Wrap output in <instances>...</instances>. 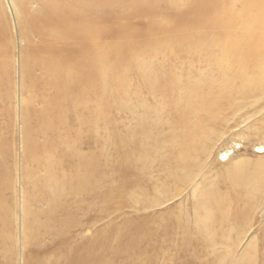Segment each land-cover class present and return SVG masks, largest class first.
<instances>
[{"label":"rangeland","instance_id":"1","mask_svg":"<svg viewBox=\"0 0 264 264\" xmlns=\"http://www.w3.org/2000/svg\"><path fill=\"white\" fill-rule=\"evenodd\" d=\"M18 4L0 0V264H264V152L255 150L264 146V91L228 108L213 105L216 116L209 117L200 110L181 112L178 94L149 86L135 66L121 84L110 77L105 96L94 89L80 105L86 107L82 115L89 114V131L75 123L68 101L64 104L58 130L72 148L89 152L93 170L81 192L56 196L52 188L49 193L35 186L47 172L30 158L25 140L26 101L31 100L27 126L32 131L42 124L41 112L50 111L43 98L51 93L41 91L43 69L35 50L42 41L39 35L28 37L22 26L26 12L37 11L40 1L28 0L26 12ZM185 4L189 10L192 0ZM183 8H163L155 18L169 17L171 25ZM141 13L128 6L109 8L100 18L109 31L122 24L140 30L136 39L143 43L139 35L149 16ZM152 46L139 57L161 83L184 85L219 74L204 55ZM98 99L106 100L99 117ZM50 136L48 131L38 137L32 155L56 157L70 177L67 161L79 160L57 156L58 146L43 153L45 141L52 145ZM227 150L230 158L223 160ZM180 157L191 162L185 165ZM206 191L222 199V217L215 213L205 219L197 208ZM52 207L60 212H50Z\"/></svg>","mask_w":264,"mask_h":264},{"label":"bare ground","instance_id":"2","mask_svg":"<svg viewBox=\"0 0 264 264\" xmlns=\"http://www.w3.org/2000/svg\"><path fill=\"white\" fill-rule=\"evenodd\" d=\"M39 1L40 7L37 11L26 12L24 7L28 0H16V3L20 4L21 12L24 11L29 14L28 18L22 20V26L27 36L39 35L42 41L40 46L35 49L36 53L39 52L38 67L43 69H41V91L47 93L50 91L51 93L43 98L50 111L45 108V112H41L42 124L39 125L37 131H32L27 126L32 110L29 108L31 100L26 101L27 108L24 115L25 140L27 152L29 151L31 155L30 158L36 162L37 167L45 168L47 172L46 176L40 180L41 183H37L35 186L47 190L49 193L52 188V192L56 196L66 194L65 190H68V194L71 191L80 190L81 192L82 184H85L88 178L90 179L93 170V162L89 152L82 151L83 147L79 148L80 150H75L73 145L72 148V144L67 143V134L63 135L58 130L60 127L58 125L63 122V116L66 112L64 104H67L66 101H68V106L74 110L72 117L75 123L85 124L88 130L90 128L88 110H85L88 115L83 116L82 112L86 107L80 109V105H85L86 95H90L94 89L100 90L99 92L102 91V95L99 94L100 96H105L106 94L104 95L103 92L107 93L106 87L110 77L117 83L123 82L127 74L126 70L135 66L136 69H139L138 72H142L145 76L149 86L154 88L157 86L158 88L161 85L165 90L178 94L176 102L181 112L200 110L209 112L208 115H214L212 114L214 110H211L213 105L219 104L228 108L235 103L243 102V99L264 91V0H192V4L188 7L189 10L184 6L185 0ZM237 1L240 3L239 8L235 7ZM127 6L132 7L136 12H143L149 16L146 28H143L144 30L139 35L144 40L143 43H141V40L139 42L136 39L139 38L137 33L140 30L134 31L135 29L132 27L122 24L113 30L114 32L109 31L106 21H103L105 17L100 18L101 13L105 15L109 8L111 10H123ZM183 7L188 10L185 13L183 12L184 14L182 13L184 10H180ZM163 8L169 10L180 8L179 13L181 11V15H183L180 20H175L169 25L166 19L169 17L155 18L161 11H164ZM176 11L178 13V10ZM107 38L111 41H108ZM151 46L153 48H178L185 53L204 55L208 63L217 68L219 74L216 78L205 76V74L200 75L197 80H191L184 85L173 80H170V83H161L160 76L151 74L153 71L149 70L147 61L144 58V60L140 59L141 56L139 57L146 48ZM120 84L117 85L121 86ZM124 84L126 87V83ZM124 86H122L123 89H125ZM105 89L106 91H104ZM123 89L121 90L123 91ZM97 101L98 109L95 113L99 117L102 115V109H100L102 100L98 99ZM75 109L79 111L80 115H75L78 114ZM209 117L211 116L209 115ZM143 129L145 130V128ZM48 131H50L53 142L51 141L52 145H50L45 141L41 145L43 153L52 152L51 149H56V146H58L61 151L57 153V156L61 155L63 159L68 160L67 158L70 155L71 158L76 157L75 160H79L67 161V167H70L71 171L69 172L72 174L70 177L60 170L63 163L59 162L56 157L52 159L51 155H48L49 159L44 160L37 154L33 153L34 155H32L30 147L33 144L39 147L37 145L38 137ZM32 136H37V138H32ZM84 142H86L84 145L88 144V141L85 140ZM62 144L64 147H62ZM191 147L192 143L189 145V148ZM137 148L143 152L144 147L138 146ZM255 150L264 152V146L259 145ZM229 153L231 151L228 150L222 152L221 158L223 160L229 159ZM181 158L183 159V157H180V162L182 161ZM189 158L188 155L187 158L185 157L187 160ZM123 159L126 160V156H123ZM182 162L186 165L191 161L184 160ZM26 174L30 176L32 173L27 170ZM179 177L184 179L185 176L179 174ZM219 198L212 192L206 191L200 194L197 208H199L205 219L212 218L215 213H219L220 217L223 216L224 211L220 204L222 199ZM31 199L28 198V200ZM64 206L62 207L64 208ZM55 208H50V212H60L59 209L57 211ZM63 212L65 213V210ZM55 213H52V215ZM63 219L65 220V218ZM88 254L90 255V253Z\"/></svg>","mask_w":264,"mask_h":264}]
</instances>
